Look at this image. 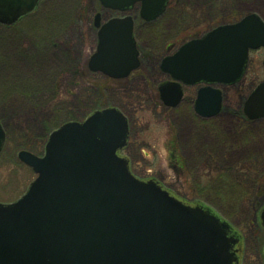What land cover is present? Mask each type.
Instances as JSON below:
<instances>
[{"label": "rangeland", "instance_id": "1", "mask_svg": "<svg viewBox=\"0 0 264 264\" xmlns=\"http://www.w3.org/2000/svg\"><path fill=\"white\" fill-rule=\"evenodd\" d=\"M101 24L122 17L97 0H42L38 12L11 27L0 24V123L6 135L0 156V204L18 201L38 177L20 160L45 155L50 136L95 112L117 109L129 122L125 152L131 172L155 181L185 203H201L243 236L244 264H264V120L244 113L264 79V50L250 55L239 85L220 88L222 110L203 119L193 110V91L183 105L166 107L159 85L167 77L159 61L220 26L258 15L264 0H170L165 16L135 22L141 67L113 80L89 69ZM21 56L24 58L22 59Z\"/></svg>", "mask_w": 264, "mask_h": 264}, {"label": "water", "instance_id": "2", "mask_svg": "<svg viewBox=\"0 0 264 264\" xmlns=\"http://www.w3.org/2000/svg\"><path fill=\"white\" fill-rule=\"evenodd\" d=\"M41 0H0V24L13 26ZM102 7L129 12L141 3V18L163 16L169 0H99ZM134 19L100 28L89 68L114 80L140 67ZM264 48V21L250 15L183 45L161 71L173 82L159 90L176 108L182 85L231 87L247 73L251 51ZM264 66V63H263ZM223 94L208 87L195 107L202 118L222 109ZM251 121L264 120V81L245 103ZM129 124L117 109L91 115L54 132L45 155L22 152L20 160L38 176L13 204H0V264H242V237L202 204L184 203L154 181L144 182L120 156ZM6 135L0 123V154ZM264 229V209L260 213Z\"/></svg>", "mask_w": 264, "mask_h": 264}, {"label": "flooded vegetation", "instance_id": "3", "mask_svg": "<svg viewBox=\"0 0 264 264\" xmlns=\"http://www.w3.org/2000/svg\"><path fill=\"white\" fill-rule=\"evenodd\" d=\"M37 12H38V10H37L34 14L28 16L26 19L32 17V16L35 15ZM26 19H25V20H26ZM25 20H23V21H25ZM23 21H22V22H23ZM22 22H20V23L17 24V25H20ZM168 81H169V78L167 77V80L164 81V82L161 83V84H164V83H166V82H168ZM201 88H202V86H196V87H193V88H183V91H184V97H183V99H182V101H181V103H180L179 106L183 105L184 98L187 96V94H186L187 91H193V92H194V96H188V97H187V100H188V99H189L188 101L192 100L193 110H194V109H195V105H196L197 96H198L199 90H200ZM242 264H244V260H243V263H242Z\"/></svg>", "mask_w": 264, "mask_h": 264}, {"label": "bare ground", "instance_id": "4", "mask_svg": "<svg viewBox=\"0 0 264 264\" xmlns=\"http://www.w3.org/2000/svg\"><path fill=\"white\" fill-rule=\"evenodd\" d=\"M22 59H24L22 56H21ZM162 59L159 61V64H158V69L160 70V67H161V64H162Z\"/></svg>", "mask_w": 264, "mask_h": 264}]
</instances>
